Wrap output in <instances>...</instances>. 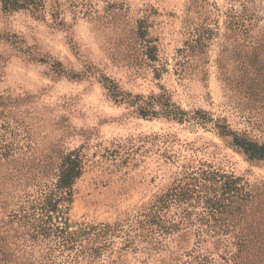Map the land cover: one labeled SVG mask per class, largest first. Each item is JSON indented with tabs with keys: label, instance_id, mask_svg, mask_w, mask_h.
<instances>
[{
	"label": "rangeland",
	"instance_id": "1",
	"mask_svg": "<svg viewBox=\"0 0 264 264\" xmlns=\"http://www.w3.org/2000/svg\"><path fill=\"white\" fill-rule=\"evenodd\" d=\"M26 4L0 0V199L16 180L50 186L72 150L82 173L58 203L71 229L132 220L179 183L210 185L205 170L232 175L242 199L214 217L264 264V160L233 143L264 144V0ZM224 229L201 247L217 263ZM121 236L79 264H108Z\"/></svg>",
	"mask_w": 264,
	"mask_h": 264
},
{
	"label": "trees",
	"instance_id": "2",
	"mask_svg": "<svg viewBox=\"0 0 264 264\" xmlns=\"http://www.w3.org/2000/svg\"><path fill=\"white\" fill-rule=\"evenodd\" d=\"M4 2V8H23L33 0ZM144 112L141 110L140 114L146 116ZM163 113L171 118H181L178 109ZM233 143L249 159L264 160V144L236 136ZM6 157V153L0 151V160ZM56 167V179L50 186H33V183L16 180L3 190L0 250L6 253L8 260L0 256V264H79L81 260L100 257L107 248L112 250L113 239L119 237V233L122 234L120 247L108 264H131L127 254L133 255L135 264H246L242 260L244 249L245 260L251 255L246 251L249 235L231 234V216L214 217L225 209H236L235 204L242 199L235 186L237 178L232 175L205 170L203 174L210 185L195 184L196 188H190L187 183H179L133 215L132 220L79 224L71 229L68 219L59 214L58 203L71 200L72 186L82 173L78 151L65 153ZM211 220L218 224H211ZM221 228L229 232L231 241L224 245L218 256L223 263H217L214 257L202 252L201 247L206 242L211 247L218 242L222 234L217 230ZM261 253L259 251V255Z\"/></svg>",
	"mask_w": 264,
	"mask_h": 264
}]
</instances>
